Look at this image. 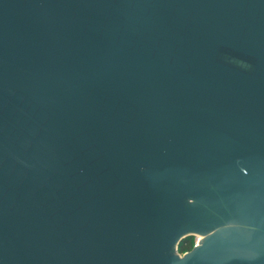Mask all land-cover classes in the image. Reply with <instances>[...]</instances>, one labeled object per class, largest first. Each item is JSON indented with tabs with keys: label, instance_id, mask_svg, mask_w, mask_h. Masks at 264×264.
Listing matches in <instances>:
<instances>
[{
	"label": "water",
	"instance_id": "1",
	"mask_svg": "<svg viewBox=\"0 0 264 264\" xmlns=\"http://www.w3.org/2000/svg\"><path fill=\"white\" fill-rule=\"evenodd\" d=\"M0 264H264V0H0Z\"/></svg>",
	"mask_w": 264,
	"mask_h": 264
},
{
	"label": "trees",
	"instance_id": "2",
	"mask_svg": "<svg viewBox=\"0 0 264 264\" xmlns=\"http://www.w3.org/2000/svg\"><path fill=\"white\" fill-rule=\"evenodd\" d=\"M194 244L193 238H187L180 242L178 246V253L179 254H184L186 252H189L192 249V246Z\"/></svg>",
	"mask_w": 264,
	"mask_h": 264
},
{
	"label": "rangeland",
	"instance_id": "3",
	"mask_svg": "<svg viewBox=\"0 0 264 264\" xmlns=\"http://www.w3.org/2000/svg\"><path fill=\"white\" fill-rule=\"evenodd\" d=\"M193 238H194V243H195V245H196V244L198 245V242H199L200 240L204 239L205 237L196 234V235L193 236Z\"/></svg>",
	"mask_w": 264,
	"mask_h": 264
},
{
	"label": "flooded vegetation",
	"instance_id": "4",
	"mask_svg": "<svg viewBox=\"0 0 264 264\" xmlns=\"http://www.w3.org/2000/svg\"><path fill=\"white\" fill-rule=\"evenodd\" d=\"M191 238H193V237H191ZM193 240H194V238H193ZM195 247H197V244L195 245V243H194L193 246H192V249H191L190 251H192ZM190 251H189V252H190ZM186 253H188V252H186ZM186 253H184V254H186ZM184 254H180V255L182 256V255H184Z\"/></svg>",
	"mask_w": 264,
	"mask_h": 264
}]
</instances>
